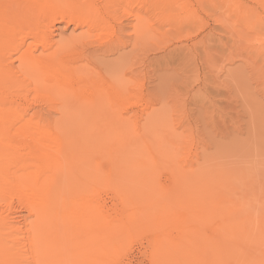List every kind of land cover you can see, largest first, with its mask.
I'll return each instance as SVG.
<instances>
[{
  "label": "rangeland",
  "instance_id": "rangeland-1",
  "mask_svg": "<svg viewBox=\"0 0 264 264\" xmlns=\"http://www.w3.org/2000/svg\"><path fill=\"white\" fill-rule=\"evenodd\" d=\"M116 8L113 29L83 36L68 56L90 57L89 75L114 81L129 101L94 103L78 91L14 99L25 119L59 130L74 148L95 149L84 147L61 187L64 199L48 212L18 186L29 183L28 170L0 171V264H30L33 237L42 235L66 255L79 247L83 264H264V0H129ZM65 23L53 43L82 36ZM30 49L39 55L42 46ZM13 141L22 153L38 147L32 136ZM203 206L219 214L203 217ZM236 213L258 220L255 229L242 220L253 231L246 234L236 221L243 239L229 228ZM233 232L232 240L247 237L243 247L231 241L241 263L237 252L221 258Z\"/></svg>",
  "mask_w": 264,
  "mask_h": 264
},
{
  "label": "bare ground",
  "instance_id": "bare-ground-1",
  "mask_svg": "<svg viewBox=\"0 0 264 264\" xmlns=\"http://www.w3.org/2000/svg\"><path fill=\"white\" fill-rule=\"evenodd\" d=\"M136 1H138L139 5L142 3V0ZM128 2L129 0H0V171L12 169L29 171V173H27L30 177V179H28L30 180L29 183L27 184L25 180H20L18 186L28 192L27 197L30 204L33 207L37 206L39 211L43 210L48 212L51 208L57 206L60 200L64 199L65 194L61 187H63L67 175L71 170L80 168V158L84 154H88L87 151L89 150H91L89 152H94L95 147H93V144L88 146L87 143H83V148H78L80 146L77 147L78 149L74 148L75 145L72 146L73 144H70L68 139L60 137L64 135L61 134L59 130L54 131L47 125L40 124L39 120L34 118L25 119V111H22L23 108L16 104L14 99L19 98L27 102V92L32 91L34 96L38 99L54 101L63 99V95L67 92L78 91L82 93L86 100L94 103H124L129 101V98L123 93L124 90H118L116 86L111 83H114V81L111 80V82H108V79L107 81L104 79L107 77H103L100 74H98L100 79L96 81L92 78L93 76L89 75L88 67L91 66L90 57L86 56V58L83 57L82 59H71L68 56L75 51L78 53L77 48L80 49V46L83 47V41L87 39V37L83 36H92L94 33H98L99 35L106 34V32L109 33L108 31L113 29V24L118 20V9L116 7L120 4L127 5ZM136 17H141L140 12L136 14ZM62 22H66V25L72 24V30L81 31L82 36L53 43L51 39L52 31ZM19 39V44H14L16 40ZM28 39L33 40V42L25 49L24 47ZM12 41L15 42L7 47ZM37 43L42 46V51L39 55H34L30 48L31 45H36ZM6 47L7 49L9 48L10 51L13 50L12 52L18 54L14 60L20 62V72L13 68V60H11L12 58L9 56L11 52L8 53L5 49ZM108 52H113L112 47H110V51ZM80 62H82V64ZM27 73L35 83V86H32L33 88L31 89L30 82L24 77ZM89 90L92 91V95L88 94ZM19 135L32 136L38 144V147L26 153H22L13 141L14 137ZM84 147H90V149H84ZM48 149L52 152H48ZM48 159H50V161H48ZM91 160H93V158H91ZM38 161H41L40 165H42L46 171L44 175H41V168L38 170L33 169V164L38 166ZM45 161H47V163ZM48 169L50 171L52 170V174L47 177ZM141 178L142 182H144L143 179H147L145 176ZM4 179L15 180L16 176L7 174L4 176ZM194 196L195 195H193V197ZM196 197L197 196L194 198ZM225 200L226 198L224 202H226ZM238 205H234L235 208H237ZM203 207L205 208L201 212V216L205 215L203 217L213 216V214L216 215L218 213L216 210L215 213H213L214 210L212 211L210 208L207 210L206 206ZM208 211L210 214H213L209 215ZM203 212L205 213L202 215ZM237 215L236 213L232 215V217H237ZM236 217L231 219L234 220V223H232L233 225L230 224L232 227L229 225V228L232 229L231 232L234 229L233 227L236 228L237 226L236 221L238 218L236 219ZM245 217L241 216V219L239 218L241 221L238 220L241 223L240 228L243 227L242 223H245L244 221L246 220L247 222H249V220L252 221L251 227L254 225L253 222L258 221H254L253 216L252 219L250 216H247V219ZM228 219L229 218H227V222ZM262 219L264 220V218ZM93 225L92 223V226ZM262 226L260 228H262ZM237 228L234 229L237 233L233 232L229 234V232L226 234L223 241L227 240V243H225V241V246L223 245L224 248H221L223 249L221 258L225 256L231 259L228 252L233 254L235 248L230 246L236 239L239 246L241 245V247H243L245 245L244 242L247 237L245 240L240 241L243 237L241 236L242 234H239L241 232H239V228ZM260 228H258V230H260ZM230 229L228 231H230ZM249 229L251 228L249 227ZM249 229L245 230L244 228L243 234H246L245 232ZM253 229H255V227ZM250 231L251 230L248 232ZM234 233L235 235L233 236L240 235L241 238L238 239V237H236L234 240L233 237L232 240V237H227V235L232 236ZM33 236H35V234H33ZM229 239L230 242L228 243ZM239 241L243 243L240 244ZM33 244L32 256H30L29 259L30 264H83L80 260L82 255L80 254L79 247H74L72 253L66 255L62 250L63 248L57 247L56 245L52 246L43 235L41 238L33 237ZM95 249L96 248L91 249L93 251L91 254L92 261L95 262L96 259L98 262L100 256L95 253ZM229 249L233 250L230 251ZM205 251L201 252L203 253ZM206 253H209V251L207 250V252L202 255L204 256ZM223 253H225V255ZM231 253L230 255L233 256L234 254L232 255ZM226 254H228V256ZM208 256H210V253L206 255V257ZM235 257L233 260L237 261L239 258L237 262L241 263L242 259H240V255L238 254V256ZM255 263L256 262L253 264Z\"/></svg>",
  "mask_w": 264,
  "mask_h": 264
}]
</instances>
